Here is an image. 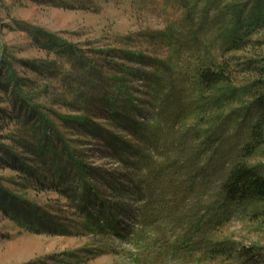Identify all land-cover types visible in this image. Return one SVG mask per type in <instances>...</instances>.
Returning <instances> with one entry per match:
<instances>
[{"label":"rangeland","instance_id":"1","mask_svg":"<svg viewBox=\"0 0 264 264\" xmlns=\"http://www.w3.org/2000/svg\"><path fill=\"white\" fill-rule=\"evenodd\" d=\"M255 2L188 0L184 9L174 0H0V198L6 197L0 206V264H261L238 252L243 247H264V208L236 207L224 201L221 188L245 141L249 118L237 120L234 113L221 127L212 121L201 131L196 116L203 104L198 100L201 105L194 108L196 91L190 84L197 56L205 63L221 57L233 62L264 57V29L250 35L256 41L253 45L225 51L237 18L243 21L242 29L255 19L251 17ZM164 30L179 37L182 48L161 39L158 34ZM42 32L94 56L98 66L112 51L116 56L130 50L132 57L126 61L110 59L139 73L129 78L135 81L133 93L140 98L145 118L152 116L143 79L152 71L148 63L165 58L175 67L169 78L176 82L173 95L180 92L182 98L168 102L157 122L158 141L155 147L151 144L153 163L141 169L143 163H134L128 152L117 146L109 149L103 131L94 137L88 135L90 131L77 136L74 125L56 122L77 149L67 148L63 138L45 134L49 128L41 123L45 116L55 124L54 118L59 121L55 113L80 116L81 112L67 110L72 97L65 103L59 79L38 74L51 65L69 68L64 59L38 47L44 40ZM190 45L201 50L189 49ZM245 76L238 73L235 83H242ZM247 99H234L231 106L236 108ZM104 114L106 118L96 122H111ZM122 140L120 136L117 143ZM40 145L48 148L44 156L55 152L65 160L76 149L88 165L86 170L92 174L80 177L72 170L66 176L65 190L76 189L70 199L48 181L50 171L43 173L47 176L43 188L34 176L32 184L23 175L21 163L28 172L44 166L36 154ZM54 145L59 147L51 149ZM246 162L264 175V146ZM86 180L100 196L90 193V199L76 200L75 192H83ZM91 215L99 225L96 229L86 225ZM40 217L44 219L35 229ZM104 220L117 223L118 230L103 227Z\"/></svg>","mask_w":264,"mask_h":264},{"label":"trees","instance_id":"2","mask_svg":"<svg viewBox=\"0 0 264 264\" xmlns=\"http://www.w3.org/2000/svg\"><path fill=\"white\" fill-rule=\"evenodd\" d=\"M175 1L180 4L181 8L184 7L186 9L188 0ZM255 5L257 6L256 13L251 14V17L255 19L252 22L248 21L250 22L248 25L244 24V29H242L243 21L237 18L226 43L227 47L225 51H240L248 47L249 44L253 45L256 42L255 40H250L249 37L251 34L253 35V33L264 29V0H256ZM234 18H236L235 15ZM200 19L202 20V18ZM184 32L182 30V33ZM42 33L47 35L44 36L42 34L40 38L44 40L43 43H37L38 47L50 50L58 56V59H64V64H67L69 68L61 69V66L55 68V65H51V67L48 66L45 69L46 72L40 70L38 74L44 79H59L62 98L67 99L69 95L72 97L67 110L81 112L80 116L55 113V117L59 120L57 121L54 118L55 124L45 116V119L41 120L42 125L47 124L49 127L46 130L48 133L45 132V134L50 135L54 139L63 138L62 140L67 142V148L74 149L72 146L76 145L75 141H69V139L65 138V132L60 130L56 122L61 121L64 125H74L77 136H82L85 132L90 131L88 135L94 137L101 135L103 131L107 133L103 135V139L105 146H108L109 149L117 146L121 152H128L132 156V159H134V163H143L141 169H143V165L149 164V162L153 163L151 144L155 147L156 144L154 143L158 141L156 139V135H158L157 122L159 119H162L164 108L168 102H171L173 99L182 98L180 92L176 96L173 95L177 91L176 82L172 78H169L172 76L175 67L169 64L165 58H154L152 62L148 63L152 71L146 74L147 76H144L143 79L145 80L144 87L147 89L146 93L150 95V102L146 103V105L151 108L152 116L151 118L150 116L145 118L139 109L140 98L136 97L133 93L134 86L132 84L135 81L129 78V76L136 78L139 73L131 68H127L123 62L120 63L110 59L114 57L117 60L126 61L132 57L130 50L119 51L116 56L115 51L111 50L110 54L107 53L108 57L106 56L104 59L101 58L102 60H99L104 65L98 66V60L94 56H87L86 52L76 46H67L61 40H52L51 37L53 35L45 32ZM158 36L164 39L168 45H174L173 48L175 45L182 48L183 42L175 34L171 35L169 31L164 30ZM196 36L194 34L195 38L193 41L196 40ZM185 39L186 44L191 43L188 36ZM188 48L195 50L196 47L190 45ZM198 49L201 50V46L196 50ZM103 55L106 54L103 53ZM197 59L199 62H196L194 65L190 84L192 90L196 91L195 101L193 100L195 102L193 104L194 108L197 109L201 105L200 102L203 104V109H199L196 116L199 120V129L201 131L204 130L203 125L212 121L215 126L221 127L234 113L237 115V120L243 117L245 122L249 118L245 141L241 143L242 145L237 155H234V162L221 185L224 192L223 199L236 207L249 204L251 207L261 205L264 208V175L258 171L256 166L246 162L247 157H251L254 152L264 146V57H251L245 61H238L236 58L235 62L232 61V58L226 59L225 57H221L220 60L208 63H205L202 57L197 56ZM107 71L110 75L106 74ZM170 73H172L171 76ZM238 73L246 75V79L239 84L235 83ZM162 92H164L163 96ZM244 97L246 99L249 98L247 99L248 102H244L245 104L241 102L236 108L231 106L230 101H234V99L241 101ZM66 99L65 103H68ZM252 108L256 109L254 110L256 114H251V112H254ZM219 111H221V114H219ZM101 112L108 113L111 122L107 124L96 122L98 119H102L103 121L106 118ZM176 113L174 114L175 117ZM212 113L216 115L213 118ZM187 117L188 115L185 118ZM92 125H95V128ZM240 125L241 123L236 124L235 127L239 128ZM181 129H183V126ZM116 130L122 131L126 135L122 136ZM120 136L123 140L117 143ZM134 143L135 146L130 147ZM58 147L57 145H54L53 148L49 146V148L54 150ZM127 147L129 151H126ZM45 148L47 146H36V154L40 159L38 161L44 166L40 169L31 168L28 172L26 169L27 165L24 166L21 163L23 166L22 170H24L23 175L32 184V176H34L37 186L43 188L46 185L43 178L47 177L43 173L50 171L51 179L47 177L48 181L52 180L55 190L70 199L72 195L71 191H75L76 189H73L74 187H71V189L67 187L65 190L64 181L66 176L72 170H76L77 175L80 177L87 173L90 174L91 172L86 170L88 165L79 158L76 146L75 150L69 151V157L66 160L61 154L55 155V152L44 156ZM45 157L48 158L46 159ZM10 163L9 165H11ZM67 164H70V167ZM57 165L58 169L55 170ZM36 167H38V164ZM84 183L86 186L83 187V192L81 190H79L80 194L75 192L76 200L90 199V193L96 196V198L100 196V191L92 182L86 180ZM144 186L145 184H142L140 189ZM36 188L38 189V187ZM0 199H2L0 206L3 207L2 203L6 201V197L1 196ZM91 217L93 215L89 216L87 220L88 224L86 223V225L95 229L98 228L99 225L92 221ZM43 219L44 217H40L37 224L35 223V229L36 225H39ZM116 225L118 226L114 221H106L105 224L104 220L103 227L117 231ZM36 231L39 232V230ZM238 253V255L244 254L251 259L255 257L261 264H264V247L259 249L243 247Z\"/></svg>","mask_w":264,"mask_h":264}]
</instances>
